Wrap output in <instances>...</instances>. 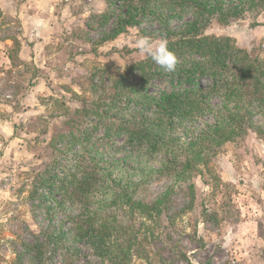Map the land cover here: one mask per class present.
Returning a JSON list of instances; mask_svg holds the SVG:
<instances>
[{"label": "rangeland", "instance_id": "obj_1", "mask_svg": "<svg viewBox=\"0 0 264 264\" xmlns=\"http://www.w3.org/2000/svg\"><path fill=\"white\" fill-rule=\"evenodd\" d=\"M44 1L50 3L52 22L49 27V20L46 24L39 20L36 23L41 26L35 28L43 30L47 25L49 37L29 40L33 37L29 26L22 28L17 14L3 16L1 6L5 2L13 10L25 4L28 15L39 17L46 13L45 4H40L42 0H0V37L9 40L3 45L7 62H0V264H39L27 247L42 242L47 233L60 246L53 249L51 259L42 260L46 264H113L72 243L69 215L77 209L61 201L57 185H65L77 165L75 159L91 158L89 144L96 147L99 138L105 142L99 149L104 162L110 157L109 142L126 143L128 138L113 131L106 141L107 119L86 116L79 130L69 122L75 110L107 100L117 81L133 79V65L146 59L135 47V39L140 35L160 39L159 26L145 22L142 31L129 26L98 43L103 28L92 16L107 10L106 0ZM31 2L37 6L30 8ZM87 20L92 26L85 25ZM204 34L228 36L237 46L264 58V11L248 12L223 24L212 22ZM151 83L153 92L163 86L158 78ZM124 104L120 102V108ZM209 105L211 112L194 126L217 116L219 97ZM123 109L122 114L129 113ZM256 121L260 122L258 132L248 128L217 149L211 159L213 175L220 180L216 187L203 177L193 178L195 199L190 209L179 210L185 206L180 197L172 207L178 213L169 212L171 219L163 215L151 226L149 220L138 225L143 217L133 226L130 213L120 210V219L128 217L125 233L137 235L132 251H137L135 246L139 250L130 264H264V114ZM56 133L66 136L56 141ZM87 133L90 137L84 140ZM119 165H133V157ZM162 188L163 183L153 181L140 185L138 191L153 198ZM201 203L222 217L218 225L205 221Z\"/></svg>", "mask_w": 264, "mask_h": 264}, {"label": "trees", "instance_id": "obj_2", "mask_svg": "<svg viewBox=\"0 0 264 264\" xmlns=\"http://www.w3.org/2000/svg\"><path fill=\"white\" fill-rule=\"evenodd\" d=\"M106 3V11L92 16L103 28L98 43L116 37L129 26L140 29L142 23L156 22L159 38L168 39L169 48L179 61L173 72L164 71L151 59L138 61L133 65L132 80L125 77L117 81L107 100L75 110V117L69 122L79 130L86 116L107 119L106 141L113 131L128 138L126 143L109 142L110 157L104 162L99 149L105 142L99 138L96 147L89 144L91 158L83 155L75 159L77 165L69 173V179L57 187L61 201L77 209L69 215L72 243L87 248L103 262L130 264L132 255L139 250L135 246L137 251H132L137 235L125 233L128 217L120 219V210L130 213L133 226L142 217L138 225L149 220L147 224L151 226L163 215L170 217L169 212H176L172 207L180 197L185 206L179 210L190 209L195 199L193 178L203 177L205 183L212 182L214 187L220 181L213 175L211 163L219 146L248 128L258 132L260 122L256 120L264 114V58L237 46L228 36L205 35L204 30L212 22L223 24L248 12L259 14L264 11V0H106ZM85 25L92 26L88 20ZM156 78L161 80L160 85L170 88L150 90L151 81ZM214 97H219L217 116L200 127L194 126L211 112L209 101ZM120 102H125L123 107L129 113L122 114ZM63 134L56 133V141L66 136ZM89 137L87 133L83 139ZM54 150L58 151L57 145ZM119 153H123L122 157L114 159ZM132 157L133 165H119ZM153 181L163 183L161 192L153 198L141 195L140 185ZM51 185L54 186L53 181ZM200 213L205 221L215 225L222 220L215 209L209 211L202 203ZM56 246H60L59 242L47 233L42 242L28 246L27 251L39 259V264H46L42 260L51 259Z\"/></svg>", "mask_w": 264, "mask_h": 264}, {"label": "clouds", "instance_id": "obj_3", "mask_svg": "<svg viewBox=\"0 0 264 264\" xmlns=\"http://www.w3.org/2000/svg\"><path fill=\"white\" fill-rule=\"evenodd\" d=\"M135 47L145 58L151 59L166 72H173L178 64V57L169 48L167 38L154 40L150 36L140 35L135 39Z\"/></svg>", "mask_w": 264, "mask_h": 264}, {"label": "crops", "instance_id": "obj_4", "mask_svg": "<svg viewBox=\"0 0 264 264\" xmlns=\"http://www.w3.org/2000/svg\"><path fill=\"white\" fill-rule=\"evenodd\" d=\"M3 4L4 5L1 6L3 16L8 15L9 13H14L15 15L17 14V18H18L20 24L22 25V28H24L25 25L29 26L30 34L33 36L29 40H34L35 36H39L38 39H41L42 37H49V33H47L48 32L47 25L42 26L43 30H39L38 27L37 28H35V27L37 25L41 26V25L36 23V22H40L39 20H43V24H46V21L49 20L50 22L48 25L50 27L51 22H52L50 19L51 17L49 16L50 10L48 9V7L50 8V3L46 4L45 1L42 0V2L40 4H45L46 13L43 14L42 16H39V17H35L34 14H31V12L28 15V10H25L26 9L25 4H22V5L17 4L16 8L13 10H10L8 3L6 5L4 2ZM28 6L30 8H33V7H36L37 5L31 2ZM48 10H49V12H48ZM5 42H9L8 38L4 39V38L0 37V62H2V63L7 62V59H8L5 52H3V45Z\"/></svg>", "mask_w": 264, "mask_h": 264}]
</instances>
